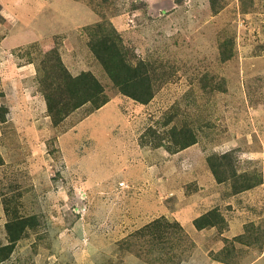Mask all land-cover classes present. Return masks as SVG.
Instances as JSON below:
<instances>
[{
    "label": "rangeland",
    "instance_id": "1",
    "mask_svg": "<svg viewBox=\"0 0 264 264\" xmlns=\"http://www.w3.org/2000/svg\"><path fill=\"white\" fill-rule=\"evenodd\" d=\"M105 18L148 102L93 53ZM83 71L107 101L56 123ZM0 162V248L28 221L0 264H264V0H0Z\"/></svg>",
    "mask_w": 264,
    "mask_h": 264
},
{
    "label": "trees",
    "instance_id": "2",
    "mask_svg": "<svg viewBox=\"0 0 264 264\" xmlns=\"http://www.w3.org/2000/svg\"><path fill=\"white\" fill-rule=\"evenodd\" d=\"M108 1L109 0H100V4ZM95 26L102 28L104 32L100 37L97 36V34L92 36L90 39L91 49L97 58L101 60L103 66L116 86L122 93L141 102H148L153 97V86L151 77L148 73L150 70L147 67V64L143 60L137 61L136 64H132L131 60L126 57L121 48V37L118 35L116 28L112 25V22H110L107 18L98 22ZM64 75L62 86L68 89L69 97L64 99L51 93L46 94L48 109L52 113L55 122L61 120L62 114L68 113V111L63 112V108L61 106L62 103L70 102L71 107L75 109L89 101H99L100 103L98 104V107L107 101L105 97H103V100H100V96L103 93V86L90 71H83L78 75H72L70 73H65ZM59 104L61 108L57 107ZM191 143L193 142L189 141L183 147H187V145L189 146ZM211 165L212 168H214L212 163ZM246 187L249 186L246 185ZM219 219L220 213L214 210L201 214V216L196 220V225L198 227H203L204 224L213 225ZM27 222V220H14L8 222L7 230L10 234L9 237L11 239V243L5 244L2 248H0L1 259L9 257L11 251L13 250L14 243L27 227ZM31 226H33V224H31ZM152 226V224L148 225L144 229L150 231ZM149 253L152 254L151 250ZM150 259L153 261L161 260V262H169L172 258L170 256L166 257V254L164 253Z\"/></svg>",
    "mask_w": 264,
    "mask_h": 264
},
{
    "label": "crops",
    "instance_id": "3",
    "mask_svg": "<svg viewBox=\"0 0 264 264\" xmlns=\"http://www.w3.org/2000/svg\"><path fill=\"white\" fill-rule=\"evenodd\" d=\"M231 232L234 234V229L231 227ZM244 234V233H243Z\"/></svg>",
    "mask_w": 264,
    "mask_h": 264
}]
</instances>
